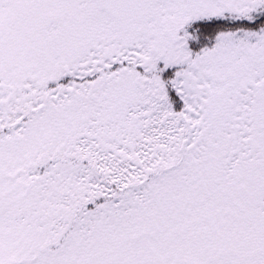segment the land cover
<instances>
[{"label": "snow or ice", "instance_id": "obj_1", "mask_svg": "<svg viewBox=\"0 0 264 264\" xmlns=\"http://www.w3.org/2000/svg\"><path fill=\"white\" fill-rule=\"evenodd\" d=\"M0 264H264V0H0Z\"/></svg>", "mask_w": 264, "mask_h": 264}]
</instances>
